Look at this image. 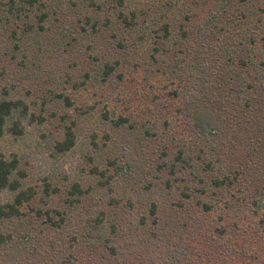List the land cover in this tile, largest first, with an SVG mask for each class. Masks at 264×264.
I'll use <instances>...</instances> for the list:
<instances>
[{"label":"rangeland","instance_id":"374dc122","mask_svg":"<svg viewBox=\"0 0 264 264\" xmlns=\"http://www.w3.org/2000/svg\"><path fill=\"white\" fill-rule=\"evenodd\" d=\"M42 1V30L0 7V100L30 119L15 136L13 116L0 158L34 193L0 222V264H264V150L244 122L264 95V0ZM201 78L226 106L221 134L195 128Z\"/></svg>","mask_w":264,"mask_h":264},{"label":"trees","instance_id":"16d2710c","mask_svg":"<svg viewBox=\"0 0 264 264\" xmlns=\"http://www.w3.org/2000/svg\"><path fill=\"white\" fill-rule=\"evenodd\" d=\"M0 7L3 8L1 12V16L7 18L15 17L20 19L21 15L23 17H29V15L34 13V20L36 21L37 28L42 30V24L46 19V13L44 12L45 4L42 0H1ZM3 13V14H2ZM120 18L123 22H127V18L121 13ZM22 19V18H21ZM31 20V19H30ZM88 22V21H87ZM29 28L32 29V21L29 23ZM113 67L106 65L104 70V75H109L112 73ZM206 75V74H205ZM204 76V72H203ZM202 79V78H201ZM203 83L195 91L192 92L193 104L195 105L193 110V120L195 121V128L198 132L203 135H211L213 133L219 132L220 134L228 124L224 122H229L230 120L226 119L223 116L224 106L220 109V112H215L212 107L216 106L215 100H211L210 95L213 93V96H219L220 93L213 88L212 91H209V87L205 83L206 80L202 79ZM262 90L264 91V81L260 84ZM250 90L253 88L249 87ZM251 91H254L252 89ZM224 93V92H223ZM220 99V98H219ZM249 99V98H248ZM253 99V98H251ZM195 102V103H194ZM236 101L231 100L229 106H232ZM218 103V102H216ZM246 109L244 111V118L247 122L249 134L247 136V141L250 145H257L259 148L264 150V95L261 99H256L254 101L248 102L246 100ZM226 107V106H225ZM228 107V106H227ZM231 110L233 109L232 107ZM233 111V110H232ZM236 118L239 115L238 111H233ZM13 116L17 117V120L13 122V126L10 129L13 135L19 136L22 133L20 128V124L22 120H30L27 113V108L24 103L18 99H1L0 100V139L4 136L6 131H8V124L10 120H12ZM32 119V115H30ZM224 121V122H223ZM262 121V123H261ZM126 122L125 119H119L114 124L119 125L120 123ZM250 125V126H249ZM262 127V128H261ZM74 134L71 129L67 128L65 133L64 142L57 143L56 149L59 153L66 152L72 148L74 145ZM264 152V151H263ZM182 153H180V156ZM17 168L16 160L6 161L3 158H0V222L5 220H11L19 217V207L25 201H27L30 197L34 195L31 190H27L25 192H19L20 185L18 181L13 180V173ZM263 180H260L258 185H256L257 191L259 192V197L252 201V206L258 210H264V173L262 174ZM214 184L217 187H222L225 184V179L215 180ZM6 191L16 192L14 200L11 204L2 203V194ZM264 222V220H263ZM95 240L99 244H104L107 246L110 241L109 233H107V229L104 227L102 221L96 220L93 225ZM11 237H0V247L9 242Z\"/></svg>","mask_w":264,"mask_h":264}]
</instances>
